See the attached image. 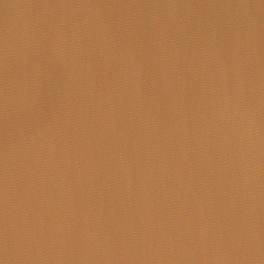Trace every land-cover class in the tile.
I'll return each instance as SVG.
<instances>
[{"label":"water","instance_id":"obj_1","mask_svg":"<svg viewBox=\"0 0 264 264\" xmlns=\"http://www.w3.org/2000/svg\"><path fill=\"white\" fill-rule=\"evenodd\" d=\"M0 264H264V0H0Z\"/></svg>","mask_w":264,"mask_h":264}]
</instances>
